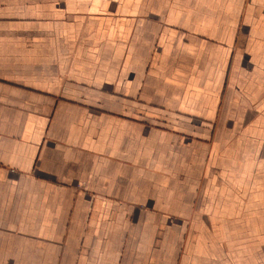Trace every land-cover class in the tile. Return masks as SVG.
I'll use <instances>...</instances> for the list:
<instances>
[{"label": "crops", "instance_id": "crops-1", "mask_svg": "<svg viewBox=\"0 0 264 264\" xmlns=\"http://www.w3.org/2000/svg\"><path fill=\"white\" fill-rule=\"evenodd\" d=\"M0 264H264V0H0Z\"/></svg>", "mask_w": 264, "mask_h": 264}]
</instances>
